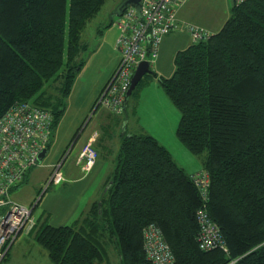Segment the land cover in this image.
Returning <instances> with one entry per match:
<instances>
[{"label":"trees","instance_id":"16d2710c","mask_svg":"<svg viewBox=\"0 0 264 264\" xmlns=\"http://www.w3.org/2000/svg\"><path fill=\"white\" fill-rule=\"evenodd\" d=\"M105 1L0 0V117L27 101L51 112L53 131L85 61L83 32ZM174 66L158 82L180 112L177 138L208 173L207 198L156 138L122 131L100 205L72 224L38 228L35 239L53 264L102 262L108 242L119 264H155L143 247L149 224L173 264H264V0L233 3L222 27L179 50ZM52 79L58 93L46 96ZM201 208L222 247H200Z\"/></svg>","mask_w":264,"mask_h":264},{"label":"built area","instance_id":"2783aa9c","mask_svg":"<svg viewBox=\"0 0 264 264\" xmlns=\"http://www.w3.org/2000/svg\"><path fill=\"white\" fill-rule=\"evenodd\" d=\"M185 0H142L141 10L126 8L114 22L120 29L116 47L119 61L98 94L95 106H105L114 114L124 110L126 92L132 75L141 61L151 65L157 58L161 40L167 33L181 28L177 10ZM240 3L244 0H233ZM181 25V27H180ZM186 28L192 41L209 36L210 31L188 24ZM53 116L50 111L29 102L12 105L0 117V264L8 254L12 243L22 231L34 227V207L18 203L11 197L12 190L22 183L29 172L40 165V152L48 148L52 135ZM95 134L83 144L77 156V164L88 172L98 158L94 147ZM63 159L52 165L42 191L50 184L65 180L61 170ZM201 196L206 199L209 176L205 170L192 174ZM199 245L203 249L222 247L219 228L204 208L197 213ZM143 247L146 256L155 264H173V254L164 241L159 228L149 224L144 231Z\"/></svg>","mask_w":264,"mask_h":264},{"label":"crops","instance_id":"0c3cea01","mask_svg":"<svg viewBox=\"0 0 264 264\" xmlns=\"http://www.w3.org/2000/svg\"><path fill=\"white\" fill-rule=\"evenodd\" d=\"M201 1L202 0H185L177 11L178 21L181 23V25H183L182 27L180 25L181 28L178 30L182 31L175 32V30L163 36L159 47V55L152 63L155 66V68H153L155 75L151 76H154V78L157 79V82L156 80L155 82L158 83V85V77H169L171 74V69L174 71L175 66L172 67V63L174 64L176 53L192 43L191 35L186 28V25L194 24L210 31V33H214L217 32L224 24L222 22V18L220 17L219 20L216 21L217 15L215 14L213 16L211 15L212 17H204L202 6H200ZM111 15L108 22H105L96 29V34L98 36L96 47L91 51L89 57L87 58V62L94 58V60H96L97 57L101 58V61L95 71L96 77L93 78L92 97L95 96L100 87L103 88L102 85H105L109 75H111L115 69L120 58V52L116 47V39L118 34L116 35V33L113 31V23L115 20L112 19L113 16ZM85 62L86 60L80 68V71L76 74V78H80V76L85 74L84 70L88 68V63L85 64ZM84 65H86L85 69ZM149 80H153V85L157 87V85L154 83V79ZM85 82L87 83L86 80ZM143 82L144 80L142 83ZM142 86L143 84L140 86V88ZM138 90L136 94L132 96L134 97V100H130V98H128L121 114H114L110 109L102 106L97 119V128L86 132L84 141L79 145L77 153H79L80 149L88 140V138L95 134L94 147L98 151V158L93 167L88 172L82 171L80 165L77 164V154L75 159V167L72 165H66L64 172L62 171L65 177L64 183L67 181L82 182L85 180L83 187L85 184H87V186L84 189H80L75 201L70 205L67 211H65L64 208L61 209L63 210L61 216L64 213V222L66 223L61 225L72 224L80 217H83V215L86 214L88 210H90L91 206L95 202L98 204L99 202L101 203V198L103 195H105L110 185V177L116 162H114V158L116 157L119 150L120 137L123 133L122 131L136 134L146 133L153 136L160 144L164 145L169 150L174 161L189 174L202 170V163L199 157H193L192 153L181 143V141H179L176 136V128L180 118L179 110L171 103L170 99L166 97L167 95L165 96L162 92H160V90L159 94L156 93V95L153 97L150 96L149 93H146L147 91L143 89L139 92ZM148 96L151 100L148 99L147 101ZM129 105H131V108L128 107ZM97 107H94V110H96ZM129 108L132 112L131 117H129V114H127V109ZM107 116L109 118H107ZM115 118L117 120H114ZM115 122H117V125ZM53 137L54 132L52 131L48 148L51 147ZM74 145L75 144L70 147V151L74 149ZM171 147L176 149V153H179V155L175 154ZM101 155L104 157V159H101ZM110 157H113L111 163L107 160L110 159ZM64 162L65 158H63L62 165ZM77 167H79V169ZM23 235L33 236L34 234L32 235L25 233ZM33 239L36 241L35 236H33ZM14 243L15 241L12 243V245ZM12 245L9 251L11 250Z\"/></svg>","mask_w":264,"mask_h":264},{"label":"rangeland","instance_id":"374dc122","mask_svg":"<svg viewBox=\"0 0 264 264\" xmlns=\"http://www.w3.org/2000/svg\"><path fill=\"white\" fill-rule=\"evenodd\" d=\"M121 1L122 0H106L99 13L87 24L83 32L82 38L88 46L87 50L81 56L86 60L85 64L88 63V68L85 69L86 65H84L85 74L80 76V78H76L77 76L74 77L71 92L62 98V102L64 103L63 113L59 116L57 122L54 125V137L51 147L47 149V155L40 165L34 167L27 179L16 186L11 192V197L18 203L30 205V203L36 201V207L34 209L33 215L35 217L36 223L34 227L30 228L29 230L22 231L19 234L15 240V243L12 245L11 250L1 264H53L48 256L47 250L37 243L33 239V236L36 235L38 228L43 222L53 225L66 224L64 222V213L61 216V213L63 212L61 209L64 208V210L67 211L70 205L75 201L80 189H84L87 184H85L83 187L85 180L82 182L67 181L65 183L64 180L58 184H50L44 191H42V189L44 187L45 181L49 177L51 170L50 168L52 165L65 158V162L61 167L63 172L66 168V165H72L75 167V159L78 154L77 149L81 142L84 141L86 132L95 129L98 126L97 119L102 106L99 105V107L94 110L93 105L102 87H100L95 96L92 97V84L93 78L96 77L95 71L101 61V58L97 57L96 60H94V58L89 62H87V58L89 57L91 51L96 47V41L98 40L96 29L110 20V15ZM200 6H202L204 17H212L215 14L217 15L216 21H218L220 17L224 23V21L228 18L227 16L230 14L231 0H202ZM116 18L117 17L115 15L112 19L116 20ZM113 29L116 35H119L120 29L114 23ZM178 31L182 30H176L175 32ZM172 67H174L173 63ZM150 68L153 71L155 66L152 64ZM172 71L173 69H171V74ZM171 74L169 76H171ZM149 79H154V83L157 85V87L153 85V80ZM155 80L157 82V79L154 78V76H146L144 78V82L141 83L143 86L141 88H137L139 89L138 92L143 89L147 91L146 93H149L150 96L153 97L156 95V93L159 94L160 90V92L166 96L161 85L159 84V86ZM59 83L60 81L58 79L50 80V82H48L45 86V89L47 90L46 96L49 94L51 96H56L58 93L56 87L60 86ZM148 99L151 100L149 96L147 101ZM130 100H134V97H130ZM130 106L131 105L128 107ZM130 108L127 109V114H129V117L132 115ZM107 118L109 117L107 116ZM114 120L117 119L115 118ZM115 124L117 125V122H115ZM73 144H75L74 149L70 151V147ZM172 150L175 154L179 155V153H176V149L172 148ZM192 155L193 157H196V155ZM112 158L113 157H110V159L107 160L111 163ZM101 159H104L102 155ZM199 159L201 161V157H199ZM115 161L116 157L114 158V162ZM77 168L79 169V167ZM25 233L34 235L24 236L23 234ZM108 243L107 257L102 262H98L96 264H119L118 253L114 247V244L112 242Z\"/></svg>","mask_w":264,"mask_h":264},{"label":"water","instance_id":"95a60500","mask_svg":"<svg viewBox=\"0 0 264 264\" xmlns=\"http://www.w3.org/2000/svg\"><path fill=\"white\" fill-rule=\"evenodd\" d=\"M234 3L233 0H231V5ZM142 0H122L116 9L113 11L111 16L120 15L122 14L123 10L126 9L129 6H134L137 11L141 10ZM152 70L150 68V64L148 61L144 60L138 63L136 66V69L132 75L130 86L126 92L125 101H127V98L130 96L132 91L135 89L137 83L140 81V79L146 74L150 73ZM47 155V148H44L39 155L38 161L41 163L45 156ZM112 181H110V184ZM100 205V202H99Z\"/></svg>","mask_w":264,"mask_h":264}]
</instances>
